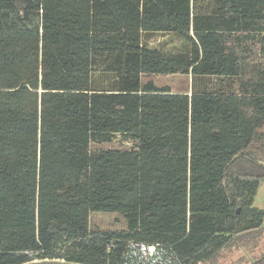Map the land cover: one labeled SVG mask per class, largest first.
Masks as SVG:
<instances>
[{
	"label": "trees",
	"instance_id": "trees-1",
	"mask_svg": "<svg viewBox=\"0 0 264 264\" xmlns=\"http://www.w3.org/2000/svg\"><path fill=\"white\" fill-rule=\"evenodd\" d=\"M262 181L264 0H0V264H214L264 234Z\"/></svg>",
	"mask_w": 264,
	"mask_h": 264
},
{
	"label": "rangeland",
	"instance_id": "rangeland-1",
	"mask_svg": "<svg viewBox=\"0 0 264 264\" xmlns=\"http://www.w3.org/2000/svg\"><path fill=\"white\" fill-rule=\"evenodd\" d=\"M148 45L159 48L167 52H178L189 48L188 44L181 38L173 34H153L148 39ZM152 81L158 87H168L171 92L185 93L190 90L191 80L187 76H148L144 81ZM131 144L115 138L110 143L94 144L92 149H129ZM253 206L262 210L264 214V181H262L254 197ZM92 227H97L104 231H120L125 227V221L118 213H92L90 217ZM264 229V218L262 222ZM264 255V234H252L237 245L223 249L217 256L214 264H249L252 260ZM36 263V262H35Z\"/></svg>",
	"mask_w": 264,
	"mask_h": 264
},
{
	"label": "built area",
	"instance_id": "built-area-1",
	"mask_svg": "<svg viewBox=\"0 0 264 264\" xmlns=\"http://www.w3.org/2000/svg\"><path fill=\"white\" fill-rule=\"evenodd\" d=\"M129 248L133 251L134 255L145 264H168L166 260H163L160 253L155 246L131 243Z\"/></svg>",
	"mask_w": 264,
	"mask_h": 264
},
{
	"label": "water",
	"instance_id": "water-1",
	"mask_svg": "<svg viewBox=\"0 0 264 264\" xmlns=\"http://www.w3.org/2000/svg\"><path fill=\"white\" fill-rule=\"evenodd\" d=\"M35 264V263H34ZM45 264H56V263H45Z\"/></svg>",
	"mask_w": 264,
	"mask_h": 264
}]
</instances>
